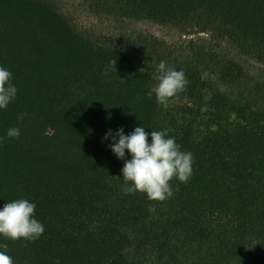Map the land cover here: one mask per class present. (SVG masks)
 I'll return each mask as SVG.
<instances>
[{
    "label": "trees",
    "instance_id": "trees-1",
    "mask_svg": "<svg viewBox=\"0 0 264 264\" xmlns=\"http://www.w3.org/2000/svg\"><path fill=\"white\" fill-rule=\"evenodd\" d=\"M90 1L191 38H93L46 0H0V67L17 88L0 109V210L26 199L44 226L34 241L0 236V251L13 264H264V0ZM161 61L189 81L167 107ZM138 126L193 155L164 201L123 192L130 154L103 139Z\"/></svg>",
    "mask_w": 264,
    "mask_h": 264
},
{
    "label": "clouds",
    "instance_id": "clouds-1",
    "mask_svg": "<svg viewBox=\"0 0 264 264\" xmlns=\"http://www.w3.org/2000/svg\"><path fill=\"white\" fill-rule=\"evenodd\" d=\"M157 73L158 84L153 91L157 103L167 107L169 99L185 91L189 81L183 70L169 68L164 61L159 63ZM11 78L12 73L0 67V109H6L16 97L17 88L11 83ZM152 94V91L147 94L150 99ZM24 115L26 114L22 113L18 119L22 120ZM7 136L19 138L20 129L9 128ZM109 137L113 141L109 147L117 158L123 160L125 150L131 157L125 160L121 169L125 185L131 182L130 186L123 188L125 194L140 192L145 193L149 200L164 201L173 195L169 183L173 178L187 183L192 175V153L181 151V145L168 135L167 129L148 133L143 126H138L125 135L121 127L115 134L109 130L103 139L107 140ZM35 208V203L26 199L6 203L0 210V236L13 241L21 238L26 241L38 239L44 232V226L33 218ZM0 247L7 249V244ZM0 264H13L12 258L5 251H0Z\"/></svg>",
    "mask_w": 264,
    "mask_h": 264
},
{
    "label": "rangeland",
    "instance_id": "rangeland-1",
    "mask_svg": "<svg viewBox=\"0 0 264 264\" xmlns=\"http://www.w3.org/2000/svg\"><path fill=\"white\" fill-rule=\"evenodd\" d=\"M68 17L75 28L93 38L115 37L132 32L155 35L169 43H181L191 36L178 29L148 20H131L114 16L95 8L90 0H46ZM207 37V35H202ZM197 37V36H196Z\"/></svg>",
    "mask_w": 264,
    "mask_h": 264
}]
</instances>
